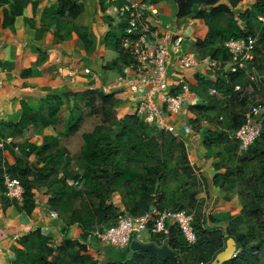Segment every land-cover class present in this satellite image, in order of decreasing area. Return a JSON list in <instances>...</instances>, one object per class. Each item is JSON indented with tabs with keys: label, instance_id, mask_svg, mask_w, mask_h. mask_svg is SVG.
<instances>
[{
	"label": "trees",
	"instance_id": "trees-1",
	"mask_svg": "<svg viewBox=\"0 0 264 264\" xmlns=\"http://www.w3.org/2000/svg\"><path fill=\"white\" fill-rule=\"evenodd\" d=\"M107 1L109 0H99L102 10L105 9ZM160 1L166 0H158ZM172 1L176 7L175 22L178 26L189 19H203L204 10L209 8L212 18L219 14L231 15L230 9L236 8L239 3L246 0H228V5L220 4L222 0ZM248 1H252L250 8L242 13H236L237 15L232 13L228 31L221 32L212 25L209 19L206 20L208 33L203 40H198L195 44L202 58L210 57L215 61H226L229 57L224 46L226 42L254 35L258 37V41L252 66L255 68L258 62L264 64V0ZM2 3L9 6L8 11H4V22L11 25L16 17L22 16L23 10L30 4V1L2 0ZM31 6L32 13H34V3ZM82 10L83 6L78 3V0H59L57 10H44L43 14L53 20H61L64 16L75 19ZM240 24L243 28L239 26ZM77 36L84 48L89 51L92 44L87 40L86 29L82 32L77 30ZM110 36L106 39L116 46L115 35ZM126 62V58L119 55L110 66L115 67ZM243 76H245L244 73L239 71L235 74H215L214 80L211 81L196 78L197 84L191 89L198 99H203V101L201 104H197L199 100L196 101L185 111V116L196 133H199L201 123L214 125L215 114L226 110V106L221 107L217 96L208 94L209 90L214 89L222 97H235L236 93L233 92V88L241 82ZM262 83L264 84V80L261 83L259 81L258 86H253L255 90L260 91ZM90 94L100 101L103 120L110 124V130L103 132L100 127H95L91 133L81 135L82 146L75 173L66 170L62 162L66 153L58 147L56 137H44L39 146L30 142L12 145L13 149H17V156L12 166L4 162L2 150H0V189L5 191L2 180L4 174L19 181L23 189V203L21 206L16 205L18 209L27 215L33 213L35 209L34 186L44 188L49 209L57 213L59 218H66L68 225H76L79 229L78 240H71L66 236L55 247L52 238L42 235L39 230L28 234L18 241L12 264H97L86 249L85 243L92 232L115 225L117 217L125 214L120 213L111 203V196L116 190H129L138 197L128 215L130 217L142 215L155 204L159 205V210L167 209L168 204H171L169 210H185L184 202L176 205L170 201L166 206L162 205L163 197L155 186L163 184L166 180V174L172 161L171 150L174 143L175 150L178 151V161L185 166L178 168V172L189 179L193 178L194 172L187 160L186 145L181 141L177 142L172 135L167 133L170 135V142L164 158L154 159L151 165L145 164L140 167L141 173L124 168L123 163L125 162H141L128 155L124 157L120 155L125 149L137 150V154L141 153L140 148L147 138L145 129L148 125L132 116H127L122 120L116 119L113 108L119 103L118 99L99 93ZM245 100L250 101V98L247 97ZM68 104L67 101L66 108L69 115L64 128L67 134H73L81 122V109L75 104L73 107H69ZM63 105L62 98L48 97L44 101L45 111L40 109L33 112L23 107L22 117L18 124L0 126V138H4L5 130L10 131L9 137L11 138L20 137L27 125L38 126L42 130L53 127L59 122L58 115ZM244 119L245 115L234 113L230 119L226 120V126L223 128L204 132L202 138L204 158L207 161L214 160L215 162L211 165L213 170L215 173L223 171V174H214L212 177L196 176L198 178V181L196 179L197 191L182 197L191 205L199 202L197 205L199 209H202L204 204L207 206V209L205 206V209L201 210L200 215L195 214V207L188 208L194 214L192 226L196 241L193 245L186 244L177 228L169 229L168 238L164 244L177 254H181L182 260L177 262L173 259L163 262L144 253L143 258L135 263L112 262L111 264H210L214 257L224 249L227 237L235 240L237 250L240 252L236 259L226 264H257V253L254 252L259 250L264 252V233L259 240L254 241L255 247L251 248L249 247L250 240L237 233V225L241 218L233 219L228 212L215 215L210 213V210L219 207L221 203H229L234 196L242 199L248 198L244 201L241 211L249 221L252 219L258 221V226L264 230V124L259 137L245 152H239L237 143L227 138V133L236 131L244 124ZM218 120L215 122L218 123L220 121ZM116 130L117 133H115ZM123 158H126L125 162H122ZM181 175H176V180L180 184L183 182ZM196 177L194 175L193 179ZM69 178L71 182L80 179L81 189H76L71 184L68 185ZM186 184L184 183L183 186ZM218 191L222 195H216ZM201 193L204 195L202 198L199 197ZM148 201H151L150 205ZM76 204L79 205L77 209H75ZM65 231L67 234L68 230L65 229ZM158 239L159 237L152 236L148 244L164 245H160ZM126 249H129V246ZM132 255L135 257L137 253H132Z\"/></svg>",
	"mask_w": 264,
	"mask_h": 264
},
{
	"label": "crops",
	"instance_id": "crops-1",
	"mask_svg": "<svg viewBox=\"0 0 264 264\" xmlns=\"http://www.w3.org/2000/svg\"><path fill=\"white\" fill-rule=\"evenodd\" d=\"M29 1L30 4L23 10L22 16L16 17L11 25L4 22V11H8L9 6L2 3V0L0 1V126L18 124L22 117L23 107L33 112L40 109L45 111L44 101L48 97L62 98L64 109H67V101L69 107H73L74 105L70 106L73 104L70 102L73 96L88 97L91 95L87 91L88 78L82 74L83 68H89L99 76L98 85H108L117 74L123 71L125 64L110 66L120 55L118 39L123 23L108 14L113 8L120 7V1L109 0L105 4V9L102 10L99 0H78V3L83 6L82 12L75 19L64 16L61 20H53L43 14L44 10H57L59 0ZM143 1L154 3L160 11L162 23L172 28L170 21L175 20L176 13L172 0ZM33 3L34 13H32L31 6ZM220 4L228 5V1L222 0ZM251 4L252 1H243L236 8L230 9V12L231 14L242 13L250 8ZM204 11L203 19L190 21V26L197 31L196 38L190 39V45L194 46L195 53H188L184 50L188 54H194L198 59L202 57L198 54L195 44L196 41L203 40L208 33L206 20L209 19L212 25L222 32L228 31L231 19V15L227 14H219L212 18L210 8ZM83 29H86L87 40L92 44L89 51L84 48L77 36V30L82 32ZM178 30L185 35L182 27ZM110 33L115 35L116 46L106 39V37H111ZM198 77L206 81L214 80V75L205 74L201 68H197L192 70V74L188 77L193 87L197 84L196 78ZM113 110L126 114L124 102L119 101ZM182 121L184 119L181 121L175 119L173 124L178 127L179 122ZM31 127L34 126L24 127L22 135L15 138L9 137V130L3 132L5 136L0 138V143L11 140V143L4 144L2 149L3 160L9 166L14 164V158L17 156L12 145L30 142L39 146L44 137H56L49 131L51 128H47L41 129L38 133L32 132L35 141H31L27 136L30 134L27 131ZM209 128L208 130H214L211 126ZM205 131L206 129L203 128L200 134L194 133L195 135L192 134L186 140L187 152L197 157L194 166L201 176L221 175L223 171L215 173L211 166L214 160H206L205 163L201 161L205 155L202 146ZM4 192L0 189V264H12L18 241L36 230L44 236L51 237L54 244H60L66 236L71 240L79 239V229L75 225H68L66 218L51 219L49 217L52 210L46 204L45 194L39 196L33 189L35 209L33 213L27 215L18 209L15 202L8 200ZM216 195L222 194L218 191ZM65 229L68 230L67 234ZM146 241L148 244V239Z\"/></svg>",
	"mask_w": 264,
	"mask_h": 264
},
{
	"label": "built area",
	"instance_id": "built-area-1",
	"mask_svg": "<svg viewBox=\"0 0 264 264\" xmlns=\"http://www.w3.org/2000/svg\"><path fill=\"white\" fill-rule=\"evenodd\" d=\"M112 1L121 2L120 7L113 8L108 15L123 23L118 47L119 54L125 57L127 62L123 65V71L108 85H98L99 76L89 68H83L82 74L88 78L89 93L112 96L124 102L125 115L169 133L187 145L186 140L193 132L186 120L185 111L195 104L197 95L191 89L193 86L190 78L182 75L181 71L201 68L209 75L235 74L240 71L254 85H259L260 79L252 66L257 36L250 35L226 42L224 46L229 55L226 61H215L210 57L198 59L194 54L184 51L183 46L186 43L184 34L179 30L173 31L170 25L162 23L160 11L154 3L143 0ZM238 89L237 86L234 87L235 91ZM208 94L217 96L214 89H210ZM175 119L184 121L179 122V126L176 127L173 124ZM263 124L264 109L254 103L245 114L244 124L236 131L228 132L227 138L237 143L239 152H245L259 137ZM4 143L10 144L11 140L8 139ZM2 148L3 145L0 144V149ZM196 158L193 154H187L194 174L199 175L194 166ZM2 180L5 197L21 206L23 189L19 181L8 174H4ZM73 185L80 188V179ZM192 214L191 210H159V205L155 204L141 216L130 217L120 214L115 225L97 230L93 233V238L103 247L125 249L133 236L134 240L141 243L143 236L150 234L159 237L158 243L162 245L168 238V226L175 225L186 244L191 246L196 241L191 226ZM49 217L56 219L57 215L50 212ZM239 252L236 249L232 259H235Z\"/></svg>",
	"mask_w": 264,
	"mask_h": 264
},
{
	"label": "rangeland",
	"instance_id": "rangeland-1",
	"mask_svg": "<svg viewBox=\"0 0 264 264\" xmlns=\"http://www.w3.org/2000/svg\"><path fill=\"white\" fill-rule=\"evenodd\" d=\"M237 15V14H235ZM232 17V14L230 18ZM192 19H189L185 22H182L181 24L176 25V22L174 19H171L170 23L172 24V30L176 31L179 28H183L186 38V43L183 46V49L187 51L188 53H195L194 46L190 45L192 38H196L195 33L197 32L195 28L190 26V21ZM164 24V23H163ZM166 25V24H165ZM241 28H243V25H239ZM113 56V55H112ZM255 57V54H254ZM182 75L189 77L192 74V70H184L180 72ZM255 74L260 79V83L264 80V64L261 62L256 63L255 66ZM263 84V83H262ZM239 89L234 90L233 92L236 93L235 97H222L220 94L217 93V98L219 100V103H221V107L226 106V110L222 113H217L216 118L214 119V125L211 126L212 129L215 128H223V126H226V120L230 119L234 113H240L242 115H245L248 112V108L256 102V104L260 105L264 109V84L262 86V89L260 91L255 90L253 86H255L248 77L243 76L241 82L237 85ZM256 92V93H255ZM90 95V94H89ZM249 97L250 101H246L245 99ZM198 97L197 100L198 101ZM203 99H201V102L198 101L197 104H201ZM70 102L73 103L70 106H73L74 103L81 109L80 117L81 122L78 125L77 131L73 134H67L65 132L64 123L67 120V117L69 115V111L67 109L62 108L59 115V122L54 127L51 128L49 131L51 134L55 135L57 138V144L60 149L65 150V156L62 158V162L68 172L75 173L74 171L78 168L76 165L78 155L80 148L82 146V140L81 135L84 133H91L95 127H100L103 132H108L110 130V124L108 122H104L102 117V111H101V103L100 101L94 96H73L70 99ZM196 103V102H195ZM196 104V105H197ZM114 111V110H113ZM116 113V119L122 120L127 118V115L122 114L121 112L115 111ZM212 117V115H211ZM222 117V121H219L218 118ZM187 120V119H186ZM185 120V123H186ZM215 120H218L219 122L216 123ZM188 122V121H187ZM189 124V122H188ZM192 128L193 134H200L202 132V129L208 130L209 126H207L206 123H201V127L199 133H196L193 130V126L189 124ZM210 129V128H209ZM27 132L28 139L31 141L34 140L33 133L41 132V128H30ZM33 132V133H32ZM147 138L145 139L144 144L141 146L140 151L141 153L137 154V150L135 151H129L128 149H125L121 153V157H124L125 155H128L132 158H136L138 160H141V162H134V161H126V158L121 159L123 163L124 168H128L130 171H133L135 173H141L140 167H143L146 165H151L154 162V159H162L165 157V154L167 153V150L169 149V136L167 133L159 131L157 129L146 127L145 129ZM117 133V130L116 132ZM194 134V135H195ZM114 135V134H113ZM173 137V136H172ZM193 137V136H192ZM176 139V138H175ZM138 141V140H135ZM177 142H179V139H176ZM175 143L172 146L171 150V157L172 161L169 165V169L166 174V180L163 184H157L155 186V189L162 195L163 197V203L162 205H167L170 201H173V204H180L184 202L185 210H188V208L195 207V214L200 215L201 210L205 209L206 204H204V207L202 209L198 208V203H192L189 204L188 201L183 200V195L187 196L190 193H195L197 191V181L198 176L193 173V178L195 175V179L187 178L186 175H181L178 172V168L185 167L184 164L180 163L178 161V151L175 150L176 147H174ZM149 157V158H147ZM203 163L206 162V159L203 157L201 160ZM188 167V163L186 164ZM186 167V168H187ZM192 174V173H191ZM176 175H181L182 183H178L176 180ZM203 176V175H202ZM197 179V181H196ZM71 178L68 179V185H73V182H71ZM196 181V182H195ZM184 183H187L185 186H183ZM195 184V185H194ZM35 194H38L39 196H42L46 193L44 188H36ZM84 193V191H82ZM84 195H82L83 197ZM204 195L200 194V198H202ZM197 199V198H196ZM138 200V197L134 195V193L130 192L129 190L125 191H119L116 190V192L111 196V203L117 208V210L120 213H125L127 215L130 214V211L133 207V203ZM248 198L242 199L241 197H234L229 203L220 205L219 207H215L214 209L210 210L211 215L219 214L228 212L231 214V217L233 219L239 217L241 218V221L237 225V233L238 235L250 240L249 241V247L254 248V241H257L261 238V236L264 233V230H261V228L258 226V221L252 219L249 221L247 219L243 212L241 211L244 201H247ZM148 204H151V201H148ZM79 207L78 204L75 205V209ZM167 209H171V204L167 205ZM207 209V206H206ZM118 212V213H119ZM194 214H192L193 219ZM67 218H69L67 216ZM76 226V225H75ZM77 227V226H76ZM97 231V230H96ZM95 232V231H94ZM93 233V232H92ZM91 233V235H92ZM91 235L87 239L85 245L86 249L88 250L89 254L94 257L95 262L97 264H111L114 263H125V262H131L135 263L136 261H140L143 258L144 253H137V255L134 257L129 249H119V248H109V247H103L101 246L96 240L91 238ZM151 239V237H150ZM148 239V241H150ZM143 242L144 244H146ZM54 244V242H53ZM58 244H54V247ZM257 264H264V252L262 250H259L257 252ZM182 260V255L178 254V257L176 258L177 262H180Z\"/></svg>",
	"mask_w": 264,
	"mask_h": 264
},
{
	"label": "water",
	"instance_id": "water-1",
	"mask_svg": "<svg viewBox=\"0 0 264 264\" xmlns=\"http://www.w3.org/2000/svg\"><path fill=\"white\" fill-rule=\"evenodd\" d=\"M237 244L232 237H227L225 239V247L219 252L210 264H226L231 261L232 254L236 251ZM129 250L132 253H146L148 255L158 258L160 261L173 260L178 257L175 251L164 245L160 248L156 247L154 244H142L134 240V236L129 244Z\"/></svg>",
	"mask_w": 264,
	"mask_h": 264
},
{
	"label": "bare ground",
	"instance_id": "bare-ground-1",
	"mask_svg": "<svg viewBox=\"0 0 264 264\" xmlns=\"http://www.w3.org/2000/svg\"><path fill=\"white\" fill-rule=\"evenodd\" d=\"M0 144H2L3 147H4V144H5V143H4V141H3V142H1ZM2 149H3V148H2ZM2 149H0V150H2ZM15 149H16V148H14V151H15ZM15 152H17V149H16ZM14 179H15V178H14ZM16 180H17V179H16ZM74 183H75V182H73V184H74ZM73 186H74V185H73ZM74 187H75L76 189H81V187H80V188H77L76 186H74ZM15 204H16V203H15ZM165 210H169V209H165ZM169 211H173V210H169ZM179 211H186V210H179ZM51 212H52V213H55L54 211H51ZM145 213H146V212H145ZM145 213H143V214H145ZM55 214L57 215V213H55ZM143 214H142V215H143ZM140 216H141V215H140ZM57 218H58V215H57ZM57 218H56V219H57ZM191 226H192V220H191ZM171 227H175V228H177L175 225H172V226H168V230H169ZM192 228H193V226H192ZM177 230H178V229H177ZM95 232H96V231H95ZM93 233H94V232H93ZM93 233H92V235H91V238H92V239H94V238H93ZM150 237H152V235H150V234H148L146 237L143 236V240L141 241V243L144 244L143 242H144L145 240H147V239H150ZM94 240H95V239H94ZM192 245H193V244H192ZM101 246H102V245H101ZM156 247H158V246H156ZM161 247H162V246H161ZM158 248H160V247H158ZM172 251H173V250H172ZM233 254H234V253H233ZM233 254H232V255H233ZM238 255H239V254H238ZM235 259H236V258H235ZM231 260H234V259H232V257H231Z\"/></svg>",
	"mask_w": 264,
	"mask_h": 264
}]
</instances>
